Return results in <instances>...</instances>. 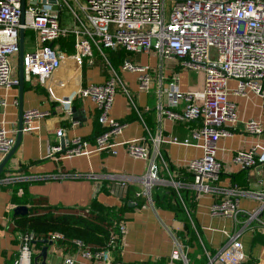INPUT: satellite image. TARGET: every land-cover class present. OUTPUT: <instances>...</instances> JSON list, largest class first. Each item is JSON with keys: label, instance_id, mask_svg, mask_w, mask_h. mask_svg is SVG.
I'll list each match as a JSON object with an SVG mask.
<instances>
[{"label": "built area", "instance_id": "2783aa9c", "mask_svg": "<svg viewBox=\"0 0 264 264\" xmlns=\"http://www.w3.org/2000/svg\"><path fill=\"white\" fill-rule=\"evenodd\" d=\"M64 7L70 16L63 15ZM21 14V0H0V86L17 84V76H12V58L19 51L20 28L24 29L25 80L35 77L39 83L46 84L69 57L82 65L92 63L97 54L107 70L103 82L82 85L77 91L79 96L93 101L100 131L93 139L81 135L68 137L65 129L58 127L55 130L57 142L49 147L47 156L59 161L62 157L88 154L90 147L116 154L114 138L126 121L111 116L110 107L116 90L120 89L144 127L141 138L121 144L127 155L146 161V171L139 176L100 173L96 177L108 180L109 193L119 199L125 197L130 185L139 187L133 192L134 198H143L150 204L153 188L171 195L174 192L188 218L192 210L181 192L186 190L191 200L209 194L212 198L208 207L210 215L230 218L235 228L226 234L225 241L214 252L203 246L205 264H254L243 251L241 235L245 230L264 235V145L260 150L255 146L236 150L226 171L225 163L217 158V142L222 136L232 134L238 122L235 102L228 98L229 79L236 81L234 92L237 94L253 91L264 96V0H24L22 19ZM67 34L73 35L71 53L55 42ZM106 48H123L135 54L153 51L159 56L161 66L167 62L170 67L201 74V90H181L175 70L165 74L150 64L129 58L117 69L107 59ZM120 70L137 71V86L141 90H149L157 78L158 94L165 95V102L159 99L155 106L157 115L190 125L189 135L182 142L175 136L169 139L183 144L200 140L199 157L183 166L170 164L160 149L162 130L157 126L152 133L142 117L148 107L141 109L136 104ZM65 102V111L71 117L70 100ZM4 105L5 100L0 99V108ZM44 112L37 107L25 109L23 128L29 127L31 120ZM242 130L259 136L264 133V124L248 118L243 120ZM62 136H66L63 146L60 144ZM257 138L264 143V137ZM14 142V136L0 126V161ZM232 166L240 170L258 169L261 175L257 188L244 190L229 181L226 172ZM27 178L12 170L0 179V184L12 189L14 182ZM242 196L256 200L257 208L242 209L239 205ZM125 232L126 223L118 224L115 233L121 242ZM15 238L17 254L13 264H33V255L38 251L33 245L34 234L20 230L15 232ZM61 238L62 234L55 231L48 240ZM76 244V253L91 264H110V253L121 246L113 232L105 251L92 253L83 248L80 241ZM174 246L175 253L170 255L167 264H191L190 247L184 245L179 236L174 237ZM61 264H78V261L71 253L64 252Z\"/></svg>", "mask_w": 264, "mask_h": 264}, {"label": "crops", "instance_id": "0c3cea01", "mask_svg": "<svg viewBox=\"0 0 264 264\" xmlns=\"http://www.w3.org/2000/svg\"><path fill=\"white\" fill-rule=\"evenodd\" d=\"M154 56L153 62L147 60L158 71L170 74L173 70L178 75V86L181 90L200 92L202 75L195 74L181 67H170L167 62L159 65L160 58L153 51L132 53L131 59L139 62L141 56ZM99 55L95 54L92 63L83 62L82 65L69 57L63 61L60 67L48 78L46 84L39 83L35 77L25 80L22 107L28 109L37 107L44 110V114L34 117L31 125L23 128L21 141L4 166L6 172L14 171L28 177L23 180L29 199H42L41 206H51L55 209L74 208L84 212L90 201L96 196L98 200L107 206H116L121 199L112 194L103 193L100 189V181L96 175L100 173H117L127 176H139L145 173L147 163L143 159L133 158L127 155L123 145L124 141L138 140L144 134V127L140 116L134 112L128 97L120 89H117L110 107L111 116L121 119L129 113L133 114L126 125L115 135L116 154L99 152L90 147L88 154L73 157H62L55 161L47 156L48 149L57 142L55 130L63 127L68 137L73 135L94 136L95 113L97 109L89 97L79 96L77 91L80 86L91 82H103L107 76L106 66ZM120 74L126 82L133 99L141 108L148 107L143 113H150L155 120L154 124L147 125L152 133L157 126L162 130L160 149L164 157L172 166H183L191 159L199 157L202 153V142L192 141L189 144L174 143L169 139L175 136L180 142L189 135L190 125L174 121L165 115L158 116L155 109L159 99L165 102L162 95L159 96V83L154 79L149 90H141L137 86V71H121ZM17 76V72L12 74ZM164 81H162V84ZM236 81L229 79L227 84L228 98L235 102L236 117L238 122L234 125V131L230 135L222 136L217 142V158L227 166L231 162L235 151L255 146L260 150L264 143L254 135L242 130L243 120L253 118L264 124V96L261 93L248 91L245 95L234 92ZM39 87V89H36ZM0 99L5 100V105L0 108V126L7 129L8 133L16 136L18 118V87L17 84L0 86ZM70 100V107H76L77 117H71L65 111ZM75 102V103H73ZM71 110V109H70ZM142 113V114H143ZM73 121H72V120ZM89 138V137H86ZM241 170L230 167L226 172V178L232 181V175L237 174L235 184L244 190H253L258 186L261 172L256 168ZM239 173V174H238ZM134 188H139L138 185ZM131 187V186H130ZM0 186V264H13L17 254V240H15L14 223L12 220L13 209L18 204L12 201V189ZM21 191H18L20 193ZM153 203L150 204L143 198H135L136 202L144 204L127 214L126 232L123 236L119 252L110 253V264H137L147 262L151 264H167L171 254L175 253L174 237L182 231L184 225L175 218L173 210L156 206L155 200L167 195L163 189H154L152 192ZM212 201L209 194L200 195L192 210L193 222L200 234L202 254L203 246L211 252L218 249L226 239V234L233 231L235 226L228 217L212 216L208 207ZM134 205V203H131ZM242 209L253 211L258 202L249 196L239 198ZM40 208V207H39ZM243 217H240V221ZM242 247L245 255L254 264H264V235L259 232L245 230L241 235ZM203 243V244H202ZM189 252H194L196 246H190ZM40 249L35 253L37 256ZM64 251L52 242L48 246L46 264H61ZM78 264H91L80 253L72 252ZM201 254L191 259V264H201ZM40 261V259L38 260Z\"/></svg>", "mask_w": 264, "mask_h": 264}, {"label": "trees", "instance_id": "16d2710c", "mask_svg": "<svg viewBox=\"0 0 264 264\" xmlns=\"http://www.w3.org/2000/svg\"><path fill=\"white\" fill-rule=\"evenodd\" d=\"M55 42L59 43L60 48L64 49L68 53L73 52V35L67 34L66 36L58 38ZM107 59L109 62L115 66L117 69L125 58L131 59L132 52L126 51L123 48L119 49H104ZM98 58H101L100 56ZM84 64H82L83 70ZM39 89V87H36ZM75 103V102H73ZM132 113H136L135 111ZM129 113L120 120L127 121L133 114ZM95 113V133L100 131L101 125L97 121ZM143 119L149 124H154L155 120L151 116V111ZM93 139V135L85 136ZM164 156V155H163ZM181 170V167H179ZM246 169H241L239 172L241 175L245 174ZM8 172V171H7ZM6 170L0 174V179L4 177L7 173ZM238 173V174H239ZM237 174L232 175V183L235 184ZM108 180H102L100 183V191L103 193H108L107 189ZM237 185V184H235ZM0 186L6 187V184H0ZM131 186V187H130ZM128 186L127 192L124 198H121V202L116 206H107L102 204L96 196L90 201L88 208L84 212H79L74 208H63L55 209L51 206H41L43 200L29 199L26 182L19 180L14 182L12 188V201L18 205H26L28 207V213L26 215L12 216L14 223V231L22 232H32L36 238L34 241V249L39 250L43 246L40 241L42 239H48L51 232H59L62 234L61 239H55V242L65 253H72L78 250L76 241L82 243L83 248H87L92 253L96 251L107 250V243L110 237V233L113 232L116 236L117 244L121 245V238L115 232L117 231V226L120 223H126L129 218L127 214L132 212L135 208L141 207L144 202H136L133 197V192L136 190L132 185ZM18 191H21L18 193ZM186 204L190 209H194L197 200H191L188 198L189 194L186 190L181 192ZM132 201H135L134 205H131ZM154 204L156 206H161L164 208H169L173 210L175 218L181 221L184 225L181 232L178 233L182 243L186 246H196L195 251L189 252V258L194 259L196 255L201 254L200 262L205 264L206 257L202 254V247L200 240V234L197 226L193 222V218H188L181 203L178 200L177 195L172 192L161 196L159 200H155ZM40 207V208H39ZM115 231V232H114ZM15 238V237H14ZM16 240V238H15ZM203 244V243H202ZM116 254L119 249H115ZM35 255V254H34ZM33 255V256H34ZM93 259V258H92ZM164 260L161 261V264ZM137 264H151L147 262L137 263Z\"/></svg>", "mask_w": 264, "mask_h": 264}, {"label": "water", "instance_id": "95a60500", "mask_svg": "<svg viewBox=\"0 0 264 264\" xmlns=\"http://www.w3.org/2000/svg\"><path fill=\"white\" fill-rule=\"evenodd\" d=\"M23 8H24V0H21V19L23 18ZM24 29L20 28L19 30V51L17 54L18 58V66H17V87H18V120H17V132L15 136V142L13 146L10 148V150L4 155V157L0 161V174L5 171L4 166L8 162V160L11 158V156L14 154L16 149L18 148L21 136L23 132V107H22V97H23V89H24V70L22 65V57H23V51H24ZM72 112V117H77L76 107L74 105H71L70 107ZM66 136H62L60 138V144L63 146V143L66 141ZM133 205V204H131ZM28 213V207L26 205H17L13 209V216L18 215H26ZM43 243V246L41 247L39 253L37 256L33 258V264H46V258L48 254V246L52 244L53 241L48 239H42L40 240ZM40 259V261H38Z\"/></svg>", "mask_w": 264, "mask_h": 264}, {"label": "rangeland", "instance_id": "374dc122", "mask_svg": "<svg viewBox=\"0 0 264 264\" xmlns=\"http://www.w3.org/2000/svg\"><path fill=\"white\" fill-rule=\"evenodd\" d=\"M171 0H168V2H170ZM63 15L64 16H70L69 15V13H68V11H67V8H63ZM28 43V42H27ZM27 43H26V45L25 46H27ZM18 54V53H17ZM17 54H15L14 56H13V58H12V74L13 73H16L17 72V66H18V58H17ZM147 60L148 61H150V62H153V61H155L154 60V56H149L148 57V59H147V56L146 55H142L141 56V59H140V63H145V62H147ZM164 96V98H165V95H163ZM155 188H153L152 189V192H153V190H154Z\"/></svg>", "mask_w": 264, "mask_h": 264}]
</instances>
